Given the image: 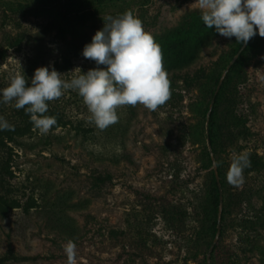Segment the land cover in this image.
I'll use <instances>...</instances> for the list:
<instances>
[{
	"label": "rangeland",
	"instance_id": "obj_1",
	"mask_svg": "<svg viewBox=\"0 0 264 264\" xmlns=\"http://www.w3.org/2000/svg\"><path fill=\"white\" fill-rule=\"evenodd\" d=\"M126 11L160 45L170 98L123 106L105 129L76 91L48 102L56 125L15 137L10 158L0 152V258H45L6 264H68L69 239L75 264H207L219 205L206 118L240 44L206 28L196 0H0V89L22 70L30 83L40 67L66 80L96 67L84 46ZM218 93L209 131L222 216L210 264H264V38L249 41ZM14 105L0 103V117L22 125ZM237 153L250 166L229 184Z\"/></svg>",
	"mask_w": 264,
	"mask_h": 264
},
{
	"label": "clouds",
	"instance_id": "obj_2",
	"mask_svg": "<svg viewBox=\"0 0 264 264\" xmlns=\"http://www.w3.org/2000/svg\"><path fill=\"white\" fill-rule=\"evenodd\" d=\"M206 28L238 44L247 45L255 36L264 38V0H196ZM104 25L82 50V56L96 67L83 73L76 68L66 80L54 66L40 67L30 80L22 71L10 75L9 85L0 89V103L15 101V108L24 109L35 129L46 134L57 120L45 115L48 102L73 90L83 99L90 121L100 129L118 122L117 110L123 106L143 105L155 110L171 95L168 73L163 66L162 49L142 21L131 11L106 16ZM19 63V62H18ZM20 65V63H19ZM104 66V67H101ZM21 67V65H20ZM22 69V68H21ZM51 69V70H50ZM10 125L0 117V130ZM219 164L214 162L213 167ZM250 166L246 153L234 154L226 174L229 184H243L244 171ZM68 264H75L76 243L64 244Z\"/></svg>",
	"mask_w": 264,
	"mask_h": 264
},
{
	"label": "trees",
	"instance_id": "obj_3",
	"mask_svg": "<svg viewBox=\"0 0 264 264\" xmlns=\"http://www.w3.org/2000/svg\"><path fill=\"white\" fill-rule=\"evenodd\" d=\"M243 44H240L236 50V52H238L241 48ZM244 52V50L240 53V55H242ZM218 79L216 80V86L218 84ZM217 88V87H216ZM218 95L219 93L215 94V91L212 95V100L213 101V105L216 104V101L218 99ZM213 108V107H212ZM22 120V125H18V126H10L7 129L4 130H0V134H1V139H0V152L3 155H7L8 158L11 157L12 155V151L13 148L9 145L15 137H24L28 134H30L32 132V130L35 128L34 125L32 124L31 120H30V116L27 115L25 113L24 109H18V113H17ZM212 114V111H211ZM210 114V117H211ZM211 123H210V118H209V125H208V129H210ZM209 140H210V144H211V136H210V131L208 134ZM214 185H215V197L217 199V202L215 203V206L217 207L219 205V190H218V185L217 182L215 180L214 177ZM5 203V202H4ZM4 203L0 202V209H1V214L4 215L6 213V209H5V205ZM15 204V203H14ZM13 208H17L15 206L11 207ZM45 257H41V256H34V257H18L15 256L13 254H10L8 256L2 257L0 258V264H6L8 262H14V261H36L38 259H44Z\"/></svg>",
	"mask_w": 264,
	"mask_h": 264
},
{
	"label": "water",
	"instance_id": "obj_4",
	"mask_svg": "<svg viewBox=\"0 0 264 264\" xmlns=\"http://www.w3.org/2000/svg\"><path fill=\"white\" fill-rule=\"evenodd\" d=\"M247 45H242L240 50L236 53V55L234 56V58L232 59L231 63L229 64V66L226 68V70L223 72V74L221 75L220 79H219V82H218V85H217V88L215 90V94L218 93L219 91V88H220V85L222 83V80L225 76V74L227 73V71L229 70V68L235 63V61L237 60V58L239 57L240 53L245 49ZM213 101L214 100H211L210 102V105H209V108H208V112H207V118H206V133H207V145H208V150H209V154H210V157H211V160L214 164V159H213V154H212V149H211V145H210V140H209V137H208V134H209V129H208V125H209V118H210V114H211V111H212V107H213ZM213 171H214V177H215V180L217 182V185H218V190H219V209H218V214H217V231H216V235H215V239H214V242L212 243V245L210 246L209 248V251L207 253V264H210V256H211V252L215 246V243L216 241L218 240L219 238V235H220V229H221V216H222V196H221V191H220V186H219V178H218V171H217V167H213Z\"/></svg>",
	"mask_w": 264,
	"mask_h": 264
}]
</instances>
